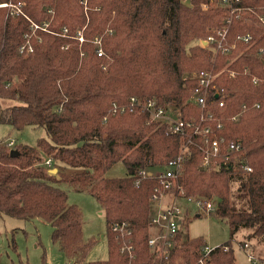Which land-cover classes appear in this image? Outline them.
<instances>
[{"label": "trees", "instance_id": "trees-1", "mask_svg": "<svg viewBox=\"0 0 264 264\" xmlns=\"http://www.w3.org/2000/svg\"><path fill=\"white\" fill-rule=\"evenodd\" d=\"M210 1L0 0L7 3L0 5V123L47 132L36 146L15 143L12 148L1 141L0 218L51 222L53 241L75 263L83 262L93 241L84 240L82 211L69 202L67 184L96 197L106 217L109 257L89 264H156L148 236L150 196L158 179L137 173L178 157L183 139L165 125L148 122L146 112L109 113L111 102L157 98L182 107L186 119H198L202 109L189 101L197 81L186 71L228 65L238 74L222 72L215 80L221 96L210 97L225 104L211 107L222 127L213 122L210 137L237 140L241 148L227 160L219 157L217 166L201 169L203 138L197 135L180 182L186 196L217 203L214 212L227 220L231 239L244 229L248 237L264 238V28L256 17L251 22L234 19L227 44L236 47L227 57L217 54L220 60L214 63L212 49L190 46L224 23L227 7L205 8L203 3ZM237 5L264 15V0ZM247 33L254 36L250 43L244 40ZM253 76L263 81L255 84ZM119 161L127 175L107 177ZM242 163L253 171H244ZM50 167L58 168L57 174ZM115 222L130 225L136 259L121 252L120 235L111 228ZM205 245L188 238L172 250L170 263L195 260ZM211 259L237 264L231 247L216 248Z\"/></svg>", "mask_w": 264, "mask_h": 264}, {"label": "built area", "instance_id": "built-area-1", "mask_svg": "<svg viewBox=\"0 0 264 264\" xmlns=\"http://www.w3.org/2000/svg\"><path fill=\"white\" fill-rule=\"evenodd\" d=\"M217 5L227 7V16L225 17L222 26L215 28L212 33L200 40V45L204 48L212 49L214 54H222L228 56L236 47V44H227V38L230 27L234 19H243L246 22H251L253 17L258 18L259 26L264 28V15L260 14L255 7L237 5L241 0H213ZM205 8H208L209 3H203ZM80 40L83 41V35H80ZM244 40L250 43L254 40L251 33L244 35ZM100 44V41H96ZM32 50V49H30ZM101 47L98 48V54L103 55ZM248 72V69H246ZM223 71H214L213 69H202L195 71L190 77L197 81V88L190 98V102L200 106L202 114L200 118L192 117L186 119L183 116L182 107H176L171 103H162L157 98H142L132 96L127 102H111L109 113L118 114L124 112H146L148 114V122H157L160 125H165L166 130L170 134H179L183 139V144L178 157L170 160L164 165L161 171L152 172L148 169L140 170L138 176L154 175L158 179V183L154 186L151 196V215L149 219V236L148 245L156 264H171V252L177 246L183 243L182 225L189 214V207L182 206L181 202L194 201L195 205L192 210L197 215L209 214L216 210L217 203L213 199L195 198L186 196L184 186L180 182L184 160L189 152V144H195L193 140L197 135H201L203 143V157L201 167L217 166V159L225 156L227 160L230 154L236 153L241 148V143L237 140H227L224 136L211 138L210 135L215 131L213 122L218 121L217 128L222 127V122L217 119L211 107L215 104L223 106L225 101L214 100L210 96L212 93L217 98H220L221 92L215 84L218 75ZM236 76V71L232 72ZM263 79L254 76L253 82L258 84ZM108 115H105L103 121L106 122ZM6 144L13 148L14 140L6 141ZM223 151H226L224 154ZM229 154V155H228ZM228 155V156H226ZM50 163V159L46 161ZM241 168L246 172L253 171V168L248 163H242ZM170 194V195H169ZM177 198H180L177 200ZM112 230L118 232L121 241V252L128 255L130 260L136 259L135 247L133 245L132 230L126 222H115L111 225ZM224 250H229V245L218 246ZM218 247H209L205 245L198 251V257L195 260H187L178 262V264H212L211 253ZM244 250L247 253V260L252 263L259 261L258 256L250 252L251 243L245 241L243 244Z\"/></svg>", "mask_w": 264, "mask_h": 264}, {"label": "rangeland", "instance_id": "rangeland-1", "mask_svg": "<svg viewBox=\"0 0 264 264\" xmlns=\"http://www.w3.org/2000/svg\"><path fill=\"white\" fill-rule=\"evenodd\" d=\"M208 3L209 7L217 6L213 0ZM0 5L6 6L7 3ZM215 28H210V30ZM201 39H204V37L193 39L190 46L200 45ZM219 60L218 55L215 54L211 58L214 63H219ZM228 67V65H222L217 71L232 75L235 70H230ZM194 72V68H190L186 71L185 76L190 77ZM244 73L249 72L245 71ZM1 101L3 105L8 104L7 100L1 99ZM43 137H47L46 129L43 127L26 126L24 129H17L11 124L0 123V143L14 140L16 144L36 146L39 138ZM40 155L41 159L44 160L45 155ZM53 168L55 167H50V170ZM66 168L71 170L70 167ZM162 169L158 167L148 168L152 172H159ZM126 175L127 169L123 161L114 164L106 173L107 177H123ZM63 187L68 193L69 202L76 204L82 211L84 240L93 241L84 261L75 263V259L67 256L60 249L59 244L53 241V225L51 222L42 218L22 220L6 216L0 218V264H21L23 262L27 264H89L92 261L108 259V226L100 202L88 191H77L67 184H64ZM236 189L237 186L233 182L232 191L235 192ZM181 205L188 206L190 209L182 225L183 243L188 238L200 239L209 247H218L230 242L229 246L234 250L237 264H264V238L248 237L250 231L244 229L231 239L230 228L226 219L217 217L214 211L197 216L196 212L192 210L195 205L194 201L184 200ZM245 241L251 243L250 252L258 256L259 261L257 263L247 260V253L243 247ZM212 264H215L214 261H212Z\"/></svg>", "mask_w": 264, "mask_h": 264}, {"label": "water", "instance_id": "water-1", "mask_svg": "<svg viewBox=\"0 0 264 264\" xmlns=\"http://www.w3.org/2000/svg\"><path fill=\"white\" fill-rule=\"evenodd\" d=\"M11 153L13 156H15V155H18L19 152L17 149H12ZM201 169H204V168L201 167ZM57 172H58V168H56V167L50 170V173H52V174H56Z\"/></svg>", "mask_w": 264, "mask_h": 264}]
</instances>
